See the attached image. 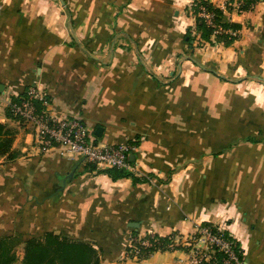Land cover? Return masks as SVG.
<instances>
[{
    "label": "crops",
    "instance_id": "0c3cea01",
    "mask_svg": "<svg viewBox=\"0 0 264 264\" xmlns=\"http://www.w3.org/2000/svg\"><path fill=\"white\" fill-rule=\"evenodd\" d=\"M192 1L0 0V238L52 232L113 262L195 264L188 242L213 228L264 264V0L225 13L241 26L229 46L201 38ZM30 85L93 143L131 145V175L43 153L9 109ZM152 237L174 246L131 258Z\"/></svg>",
    "mask_w": 264,
    "mask_h": 264
},
{
    "label": "built area",
    "instance_id": "2783aa9c",
    "mask_svg": "<svg viewBox=\"0 0 264 264\" xmlns=\"http://www.w3.org/2000/svg\"><path fill=\"white\" fill-rule=\"evenodd\" d=\"M201 1L212 4L216 9L224 13L230 12L233 8L238 12H243L242 1L239 0H193L189 10L198 7L196 14L192 15L195 19L200 17L206 24L215 29V36L224 35L229 38H237L239 32L233 29H223L215 24V14L207 11L204 6H198ZM193 11V10H192ZM18 97L17 101L9 103V109L12 115L18 119L31 123L35 127L36 141L43 153H46L56 147H64L71 155H78L91 164L102 166L109 169L128 170L133 168L129 163V154L134 148L122 143L118 146H107L95 144L91 140V132L88 127L79 119L58 118L47 110H43L48 105V94L39 89L36 85H30ZM37 104L42 105L39 111ZM202 236L206 239L204 247L194 246L197 237L189 241L188 247L195 264H244L241 252L237 249L238 244L227 238L224 231L219 229L205 228L202 230ZM152 237L148 240L134 241L138 247H151ZM174 244L169 245V247ZM222 254V257L219 256ZM240 254V255H239Z\"/></svg>",
    "mask_w": 264,
    "mask_h": 264
},
{
    "label": "trees",
    "instance_id": "16d2710c",
    "mask_svg": "<svg viewBox=\"0 0 264 264\" xmlns=\"http://www.w3.org/2000/svg\"><path fill=\"white\" fill-rule=\"evenodd\" d=\"M239 1L243 2L241 6L242 11H248L258 0ZM198 6H204L207 11L215 14L214 22L216 25L221 26L225 30L233 29L240 33L241 26L230 22L222 10L216 9L206 1H201ZM192 10L190 11V15L196 14L199 8L194 7ZM196 24L201 38L205 42L211 43L214 39L220 43H224L225 46H229L239 38V36L237 38H229L224 35L215 36V29L207 25L205 20L200 17L196 18ZM186 41L190 44L194 41V37L188 33ZM37 108L40 111L42 105L37 104ZM5 129V126L0 124V157L4 156L10 150L12 142L10 138L11 133ZM114 170L116 172V178L129 177L131 175L126 170ZM155 238L156 240H150L153 243L151 247H138L141 250L140 258H147L155 251L161 250L162 247L164 249V246H168L170 243L168 238ZM20 244H25V255L21 264H100L99 253L93 246L85 242L70 240L65 235H56L52 232L45 234L42 238L30 239L25 243L21 235L0 238V264H15L17 262L15 252ZM237 250L240 251L239 248ZM219 256L222 257V254L219 253Z\"/></svg>",
    "mask_w": 264,
    "mask_h": 264
},
{
    "label": "rangeland",
    "instance_id": "374dc122",
    "mask_svg": "<svg viewBox=\"0 0 264 264\" xmlns=\"http://www.w3.org/2000/svg\"><path fill=\"white\" fill-rule=\"evenodd\" d=\"M220 1V0H219ZM13 236V235H12ZM22 237V236H21ZM43 237V236H42ZM42 237H39V238H42ZM69 238V237H68ZM33 239V238H31ZM70 240H72L71 238H69ZM22 240L23 242H27L28 240H24V238L22 237ZM75 241V240H73ZM91 245V244H90ZM93 246L99 253V259H100V264H126V261L123 263L124 260H116V261H110L108 257H111V256H107L109 254V251L106 253V252H103L101 251L99 248H97L95 245H91ZM25 244H20L17 248H16V255H17V262L15 264H21L22 261H23V258H24V255H25ZM129 255L131 256V258H137V259H140V256H141V250L140 248H138L137 245H133L129 248Z\"/></svg>",
    "mask_w": 264,
    "mask_h": 264
}]
</instances>
